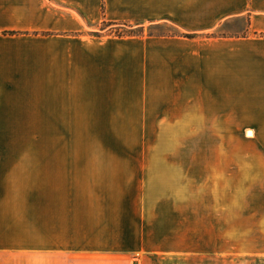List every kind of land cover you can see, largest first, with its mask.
<instances>
[{
  "label": "crops",
  "instance_id": "crops-1",
  "mask_svg": "<svg viewBox=\"0 0 264 264\" xmlns=\"http://www.w3.org/2000/svg\"><path fill=\"white\" fill-rule=\"evenodd\" d=\"M103 20L161 31L93 35ZM240 22V35L217 33ZM253 91H264V0H0V132H8L9 124L47 122L248 121L244 117L254 107L244 104L127 105L121 100ZM130 109L136 114H128ZM46 155L40 146H0V264H61L47 251L62 250L63 217L51 204L59 209L64 201L75 205L79 197L77 185L62 187L68 178L86 182L82 191L96 212L81 218L87 228L81 240L75 230L79 216L70 219V232L76 233L71 238L100 251L127 249L136 235L135 221L145 218L128 203L120 204L125 190L123 199H116L121 190L110 186V165L63 171L60 161L48 164ZM48 178L54 186L48 187ZM178 210L186 234L195 220L206 225V208L192 210L188 201ZM176 212L166 209L172 224ZM106 258L101 264H122Z\"/></svg>",
  "mask_w": 264,
  "mask_h": 264
},
{
  "label": "rangeland",
  "instance_id": "rangeland-1",
  "mask_svg": "<svg viewBox=\"0 0 264 264\" xmlns=\"http://www.w3.org/2000/svg\"><path fill=\"white\" fill-rule=\"evenodd\" d=\"M115 28L100 23L92 31L113 33L110 31ZM145 29L161 31L159 26ZM243 31L244 24L240 22L235 27L224 25L217 33L240 35ZM222 94L121 101L127 105L195 103L207 107L244 104L254 107L253 114L244 117L250 120L47 122L9 124L8 132L2 130L0 146L45 147L48 164L60 161L63 171L71 166L100 169V163L109 164L110 186L121 190L116 199L122 200L125 190L127 195L120 204L128 203L145 218V222L139 217L135 221L136 235L127 249L86 248L80 241L86 235L81 230L87 232L81 218L94 217L95 207L91 197L82 191L84 180L80 179L78 185L74 178L64 179L62 187L77 185L79 197L75 205L64 201L59 209L58 203L51 204L52 212L57 210L63 217V233L62 250L48 249V257L61 258V264H101L108 261L106 257L122 264H259L257 260L264 259V91ZM96 101L112 103L107 99ZM130 110L128 114H136L135 109ZM93 164L97 167H91ZM153 173H159V177L152 178ZM139 174L140 178H136ZM50 185L55 184L48 178ZM165 196L170 199L168 203L162 201ZM188 201L192 210L202 207L207 212L206 225L195 220L190 234H186L182 216L178 215V208ZM172 207L177 210L174 224L166 214V209ZM77 215L80 225L75 230L79 228L80 240L70 236H76L70 232V219ZM231 215H235L234 219Z\"/></svg>",
  "mask_w": 264,
  "mask_h": 264
},
{
  "label": "trees",
  "instance_id": "trees-1",
  "mask_svg": "<svg viewBox=\"0 0 264 264\" xmlns=\"http://www.w3.org/2000/svg\"><path fill=\"white\" fill-rule=\"evenodd\" d=\"M102 23L107 25V26L116 27L114 31H110V32H113V34L116 36L143 35L144 34V27L143 26L134 25V27H133V25L127 24L125 22H110V21H106V20H103ZM120 26L128 27V30L117 29V27H120ZM91 33L93 35H100V34H98V32H95V31H92ZM148 34H152V32H149ZM185 35L188 37L194 36V34H185ZM219 35H223V34H219Z\"/></svg>",
  "mask_w": 264,
  "mask_h": 264
},
{
  "label": "bare ground",
  "instance_id": "bare-ground-1",
  "mask_svg": "<svg viewBox=\"0 0 264 264\" xmlns=\"http://www.w3.org/2000/svg\"><path fill=\"white\" fill-rule=\"evenodd\" d=\"M249 134H251V132H249Z\"/></svg>",
  "mask_w": 264,
  "mask_h": 264
}]
</instances>
